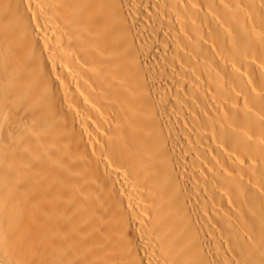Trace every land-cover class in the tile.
Masks as SVG:
<instances>
[{"label":"bare ground","instance_id":"6f19581e","mask_svg":"<svg viewBox=\"0 0 264 264\" xmlns=\"http://www.w3.org/2000/svg\"><path fill=\"white\" fill-rule=\"evenodd\" d=\"M0 264H264V0H0Z\"/></svg>","mask_w":264,"mask_h":264},{"label":"rangeland","instance_id":"374dc122","mask_svg":"<svg viewBox=\"0 0 264 264\" xmlns=\"http://www.w3.org/2000/svg\"><path fill=\"white\" fill-rule=\"evenodd\" d=\"M143 7V6H142Z\"/></svg>","mask_w":264,"mask_h":264}]
</instances>
